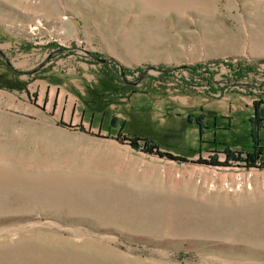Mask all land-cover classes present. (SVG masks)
<instances>
[{
    "label": "rangeland",
    "instance_id": "rangeland-1",
    "mask_svg": "<svg viewBox=\"0 0 264 264\" xmlns=\"http://www.w3.org/2000/svg\"><path fill=\"white\" fill-rule=\"evenodd\" d=\"M262 99L264 0H0V264H264Z\"/></svg>",
    "mask_w": 264,
    "mask_h": 264
},
{
    "label": "trees",
    "instance_id": "trees-1",
    "mask_svg": "<svg viewBox=\"0 0 264 264\" xmlns=\"http://www.w3.org/2000/svg\"><path fill=\"white\" fill-rule=\"evenodd\" d=\"M223 65H225V66H228L231 70H233V69H236L235 70V75H236V77L239 79H241L242 77H243V75H242V73L244 72V70L242 69V65L241 64H238V66H233V65H231V64H228V63H222ZM218 66L220 65L219 63L217 64ZM186 69H187V71L188 72H194V73H196V72H198V71H200V70H203V69H207V66H205L204 64H197V65H194V66H189V67H185ZM114 70V69H113ZM251 70H252V68L250 67V68H247V69H245V71L246 72H248V73H250L251 72ZM160 71L161 72H163V74H166V73H168V71L167 70H164V71H162V69H160ZM134 72H137V73H140V74H142L143 73V71L142 70H139V71H134ZM131 73V71L130 70H127V69H124L123 70V76H126V75H128V74H130ZM205 73L206 74H208V76H213L215 73L214 72H209V71H205ZM247 73V74H248ZM206 80V82L209 84V86H210V84H211V80H212V78L210 79V80H208V79H205ZM192 117H195V116H192ZM115 118L114 117H112L111 118V123H110V128L109 129H112V128H114L116 125H115ZM189 122H191L192 123V120H191V118H189ZM194 122L197 124V126L200 128V135L202 134V132H203V125H202V117H196L195 118V120H194ZM130 143H131V146L133 147V148H137L138 147V143H137V139H132V140H130ZM144 148V151L146 152V153H148V154H157V155H159V156H161V157H163V158H168V159H171V160H175V161H177V162H181V163H183V162H187V160H184L183 158H180V157H176V156H173L172 154H170V153H167V152H161V151H158V149H156V147H153V145H146V146H144L143 147ZM255 156H253V155H249V159H248V161H247V164L250 166V167H255V165H254V163H255V159L257 158V156L258 155H260V154H262L264 151H262L260 148H256L255 147ZM157 150V151H156ZM156 151V153H154ZM228 159H229V157H228ZM213 160H215L214 161V163H217V159L216 158H213ZM261 168H263V167H261Z\"/></svg>",
    "mask_w": 264,
    "mask_h": 264
},
{
    "label": "crops",
    "instance_id": "crops-1",
    "mask_svg": "<svg viewBox=\"0 0 264 264\" xmlns=\"http://www.w3.org/2000/svg\"><path fill=\"white\" fill-rule=\"evenodd\" d=\"M261 108H264V105H260V106H257L256 108L253 106V104L251 103L250 105H247L246 109H241L242 111H246V113L252 109H254L256 112H258V110H261ZM213 112H215L213 109H209ZM237 109L234 108V110H231V112H235ZM238 112V111H236ZM216 116H220V117H223V118H226L227 116L225 114H220V113H215L213 115L211 114H208L206 112V110L204 108L201 109L200 111V114H199V117H202V125H203V129H205L207 127V124L209 122H212V120L215 121L216 119ZM229 120H230V123H231V120L232 118L230 116L227 117Z\"/></svg>",
    "mask_w": 264,
    "mask_h": 264
},
{
    "label": "built area",
    "instance_id": "built-area-1",
    "mask_svg": "<svg viewBox=\"0 0 264 264\" xmlns=\"http://www.w3.org/2000/svg\"><path fill=\"white\" fill-rule=\"evenodd\" d=\"M224 66H225V65H224ZM226 67H228V66H226ZM228 68H229V67H228ZM229 69H230V68H229ZM235 70H236V69H233V70L230 69L232 75H234V77L237 78L236 75H235ZM246 78H248V75H247L244 79H246ZM209 88H210V87H209ZM254 102H255V101H254ZM260 102L263 103V102H264V99H262V101L260 100ZM257 164H258L259 166H264V153L261 154V156L259 157V160H258Z\"/></svg>",
    "mask_w": 264,
    "mask_h": 264
},
{
    "label": "water",
    "instance_id": "water-1",
    "mask_svg": "<svg viewBox=\"0 0 264 264\" xmlns=\"http://www.w3.org/2000/svg\"><path fill=\"white\" fill-rule=\"evenodd\" d=\"M199 132H200V128H199ZM159 156V155H158ZM160 158H163V157H161V156H159ZM168 159V158H167ZM169 160H171V159H169ZM172 161H175V160H172ZM177 162V161H176Z\"/></svg>",
    "mask_w": 264,
    "mask_h": 264
}]
</instances>
